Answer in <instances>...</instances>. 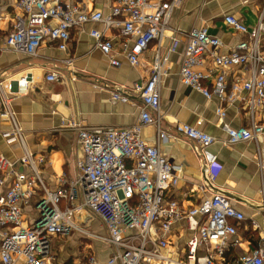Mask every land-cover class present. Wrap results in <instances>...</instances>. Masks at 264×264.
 I'll return each instance as SVG.
<instances>
[{"label": "built area", "instance_id": "1", "mask_svg": "<svg viewBox=\"0 0 264 264\" xmlns=\"http://www.w3.org/2000/svg\"><path fill=\"white\" fill-rule=\"evenodd\" d=\"M181 1L113 0L104 12L73 0H17L13 28L4 41L7 50L31 57L52 42L67 51L72 30L83 32L88 23L104 26L92 28L89 35L113 66L119 65L118 56L138 66L153 43L157 48L149 77L133 86L141 100L139 123L115 128L88 125L73 116L62 121L59 129L76 133L81 154L75 176L57 174L54 186L44 177L49 160L29 147L12 104L28 89L30 78L8 79L0 73V117L11 126L2 137L22 149L15 160L0 153V264H55L54 240L72 235L91 242L74 264H264V189L259 206L263 221L251 220L260 232L259 243L245 250L239 228L246 214L227 194L213 191L218 154L212 147L217 137L201 129L202 118L197 124L180 122L173 132L160 125L162 86L171 70V49L162 52L163 42ZM224 22L245 37L224 51L226 44L207 25L192 27L186 34L180 80L219 102L216 112L223 121L224 145L254 142L264 173V7L253 26L232 13L224 15ZM113 29L120 32L119 44L110 36ZM66 62L72 66L73 59ZM57 68L54 64L46 74L48 82L58 80ZM241 69L244 73L229 83L230 72ZM112 100L129 103L131 97L120 89ZM236 103L248 111L247 125L234 127L226 121V105ZM151 124L158 128L157 145L142 136V128ZM178 136L195 144L202 162L204 180L194 184L190 194L203 198L191 206L169 196L183 181L184 166L160 148ZM32 203L35 217L28 222L25 207ZM94 242L110 250L105 262Z\"/></svg>", "mask_w": 264, "mask_h": 264}, {"label": "crops", "instance_id": "2", "mask_svg": "<svg viewBox=\"0 0 264 264\" xmlns=\"http://www.w3.org/2000/svg\"><path fill=\"white\" fill-rule=\"evenodd\" d=\"M73 1L86 9L104 12H108L113 3V0ZM16 2L0 0V73L8 79L30 78L28 89L16 95L12 104L26 132L29 147L49 160L44 177L50 186H54L57 174L66 172L71 177L75 176L76 160L81 154L76 133L59 129L62 121L73 116L88 125L115 128L139 123L141 100L134 93L133 86L149 77L157 46L154 43L150 46L138 66H132L122 56H118L119 65L113 66L89 35L92 28L103 30L104 26L101 23H88L83 32L77 28L72 30L67 51L46 42L35 56H26L7 50L4 45L5 37L13 28ZM263 7L264 0H182L172 12L162 48V52L171 49V70L162 86L161 128L173 132L180 122L197 124L202 118L201 129L217 137L212 147L218 154L217 181L213 191L218 189L227 194L232 203L246 214L247 219L239 228L245 250H251L259 243L260 232L252 228L251 220L263 221L259 206L264 189V173L258 165L257 146L254 142L224 145L226 134L221 129L223 121L216 112L219 102L208 100L202 93L182 84L180 68L186 34L192 27L207 25L210 33L224 41V51H227L245 36L228 28L224 15L235 14L247 25L253 26ZM110 36L115 43L121 42L119 31L111 30ZM175 38L177 42H174ZM69 58L73 59L72 66L66 62ZM54 64L58 65L59 77L55 82H48L45 76L54 68ZM243 73V69L230 72L229 83L232 84ZM120 89L130 94L129 103L112 100V93ZM225 108L228 114L226 121L232 126L249 123L245 106L236 103ZM10 128V123L0 117V153L15 160L22 155V149L17 144H8L2 137V133ZM157 130L154 124L145 126L142 136L149 144L157 145ZM160 148L172 162L184 166V179L178 188L169 192V196L179 199L186 206L200 203L203 198L201 194H190L193 185L204 180L202 162L195 144L184 136H178L161 143ZM32 206L33 203L25 207L28 222L33 216ZM96 228L100 230L98 226ZM94 249L100 261L105 262L110 250L99 242H94Z\"/></svg>", "mask_w": 264, "mask_h": 264}, {"label": "rangeland", "instance_id": "3", "mask_svg": "<svg viewBox=\"0 0 264 264\" xmlns=\"http://www.w3.org/2000/svg\"><path fill=\"white\" fill-rule=\"evenodd\" d=\"M87 244H91V242L79 238V235L56 238L54 240L55 264H74L77 258L85 254Z\"/></svg>", "mask_w": 264, "mask_h": 264}]
</instances>
